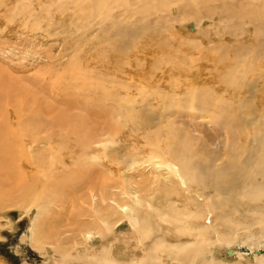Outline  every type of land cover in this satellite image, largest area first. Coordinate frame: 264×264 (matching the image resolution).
<instances>
[{
  "label": "rangeland",
  "instance_id": "obj_1",
  "mask_svg": "<svg viewBox=\"0 0 264 264\" xmlns=\"http://www.w3.org/2000/svg\"><path fill=\"white\" fill-rule=\"evenodd\" d=\"M96 2L98 0H0V71L21 82L30 96V105L32 100L37 102L38 105L33 107L43 120L51 123L56 116L80 115L98 127L110 124L113 129L115 121L123 119L124 123L127 115H131L124 110L122 116L114 117L121 100L125 101L129 93V97H137L136 110L147 113V108L143 107L146 102H142V92L145 90L150 110L155 106L154 109L161 113L165 105L163 92L169 90L175 93L174 90H177L174 94L176 101L173 97L167 100L175 103L179 100L185 102L192 93L205 90L210 93L209 99L224 95L228 100H232L233 96L237 101L245 100L246 106L242 107L241 112L253 106L252 118L258 115L259 109V115L262 114L264 0H226L224 3L214 0L206 6L198 4L197 0L169 3L157 0ZM257 9L261 14L260 19ZM226 10H233L234 15L230 11L224 12ZM221 25L226 28L219 27ZM212 26L219 32H210ZM206 30L209 33L201 36ZM226 32L230 34L226 35ZM221 33L223 36H220ZM245 47L253 55L249 54L248 62L242 63L244 58L237 61L236 53L237 49ZM235 62L242 63L243 69L245 65L248 66L243 73L245 80L242 83H232L226 79L235 70ZM220 84L222 87L217 92L215 88ZM194 102V107L188 109L185 105L181 108L183 114L176 108L169 109V121L175 119L173 122L184 125L197 138L200 137L198 144L202 143L204 137L209 140L213 138L211 146L216 147L218 140H215L211 111L208 112L206 105L199 101ZM120 110L122 112L123 108ZM229 117L232 115L229 114ZM127 129L122 127L118 132L121 134ZM48 130L51 131V128ZM99 130L102 131V127ZM107 130L102 138L108 141L107 146L111 148L112 137ZM58 139L59 135L55 137V142ZM102 142L97 141L95 148H101ZM67 146L71 149L75 145L71 140ZM129 147L133 148L132 145ZM70 149L61 151H65L67 156ZM107 151L111 152V149ZM21 152V149H13L12 155ZM69 156V161L54 167L58 182L64 172L60 173V169L74 166L73 158ZM93 156L88 158L92 159L90 163L95 164L98 170L95 180H99L95 182L108 177L107 188L103 191L100 189L101 192L96 189L100 194L95 195L92 204L88 202L90 193L84 184L80 183V189L74 186L75 192L66 189L64 196L56 190L49 197L53 205L45 210L47 217H42V208L37 203L24 204L15 192V186L21 179L35 186L38 192H45L46 187L42 184L44 172L35 175V165L26 160L24 168L21 164L13 165L12 180L0 183V196L5 197L7 203L0 208V264H94L102 257L104 260L105 251L108 250L109 258L116 256L124 260L120 264L131 259L139 260V263L144 255L141 247L153 246L157 243L155 240L158 241L152 234L139 246L133 235L134 227L130 219L137 216L138 210L140 216L147 213L156 216L157 210L149 211L148 198H157L155 200L159 204H155H162L159 207L167 205L163 212L166 215L171 210H168V205L179 212L186 210L180 196L176 195L171 198L175 202L168 203L163 200L162 190L158 189L162 181L168 183L169 169L166 165L148 161L127 164L120 157L122 163L115 159V171L111 172L99 164L103 160H95ZM104 159L107 161V158ZM104 169L106 175L102 176L101 170ZM247 183L245 179L244 184ZM102 193L108 197L104 201L101 198V202L99 197ZM136 197H141L143 206L135 204ZM118 203L125 204L126 210L118 208ZM140 206L148 211H141ZM249 208H254V205ZM243 220L245 223L254 222L251 215H248V219L241 217ZM42 222L44 225L38 237L44 250H39L31 241V233L34 226L42 225ZM84 222L88 223L87 227ZM240 225L241 228L234 231L232 243H224L222 239L215 243L210 240L209 243L213 242L208 247L211 248L210 253L200 255L192 263L178 259L169 262L166 251H163V264H264V238L257 240L248 237L244 240L247 234L260 235L259 223H254L251 228ZM172 227L175 225L172 224ZM225 228L222 227V230ZM176 230L180 231L177 227ZM88 233L92 235L87 237ZM87 244L95 247V255H92L93 252H90L91 256L85 255ZM63 254H68L67 259L62 258Z\"/></svg>",
  "mask_w": 264,
  "mask_h": 264
},
{
  "label": "bare ground",
  "instance_id": "obj_2",
  "mask_svg": "<svg viewBox=\"0 0 264 264\" xmlns=\"http://www.w3.org/2000/svg\"><path fill=\"white\" fill-rule=\"evenodd\" d=\"M103 1L106 2V0ZM157 1L169 3L175 0ZM210 1L214 0H197L198 4L204 6L207 3L209 5ZM219 1L224 3L226 0ZM229 11L234 15L233 10L224 12ZM258 17L261 18L259 10ZM219 27L226 28L222 25ZM209 31L219 32L214 26ZM209 31H203L201 36L205 35L206 32L209 33ZM225 34L229 35L230 33L226 32ZM220 36H223L222 33ZM225 52L229 53L228 51ZM249 54L252 53L247 47L241 50L237 49L236 59L241 61L244 58L242 63H247ZM242 63L235 62V70L230 73V78L226 77L227 80L232 83H242V80H245L243 73L248 69V66L245 65L243 69ZM220 87H222L221 84L216 86L215 90L218 92ZM146 91L142 92V102H146L143 107L147 108V113L136 110L137 97H129V93L125 101L121 100L119 109L114 112V117L122 116L124 110L131 115H127L128 118L124 123L123 119L115 121L113 123L114 130L110 124L99 126L102 127L101 131L96 123L89 122L88 119L80 115H74V117L56 116L51 123L46 122L42 117H39L41 114L33 107V105H38L37 102L32 100L30 105V96L27 89L21 85V82L17 78H9L0 71V183L12 180L14 177L13 165L21 164L23 167L24 160L33 166L35 165L34 168L37 170L35 175L44 172V174L42 173L44 177L42 184L46 187V191L38 192L35 186L28 185L25 179L23 181L21 179L15 186V192L24 204L37 203L42 208V217H47L45 210L50 209L49 206L53 205L49 201V197L56 190L64 196L66 189L69 192H75L74 186L78 187L84 184V187L87 186L90 193L88 202L92 204L100 189L103 191L107 188L108 177L103 180L99 177L101 180L96 183L99 180H95L98 176V170L94 167L95 164L90 163L92 159L89 158L92 154H94L93 159L103 160L99 164L111 172L115 171L113 164L120 157L127 164L148 161L153 164L166 165L169 169L167 172L169 180L168 183H162L163 181L159 183L158 189L162 190L163 200L165 199L168 203L173 201L171 198L177 197L176 195L180 196L185 202L186 210L179 212L176 211L177 208L173 209L171 205H168L170 206L168 210H171L166 215L163 212L166 210L164 208L167 205L159 207L162 204L158 206L159 203L155 200L157 198L154 196L148 198L149 211L157 210L156 216L147 213L144 215L145 217L142 215L141 217L138 210L136 212L137 216H132L133 218L130 219L134 227L133 235H135V240L139 246L140 244L143 245L147 237L150 238L153 235L156 237L154 239L158 238V241L155 240L157 243L153 246L141 247L142 252L144 251L141 262L138 263L139 260L131 259L125 264H163L162 257L164 255H161L163 251H166L165 256L168 260L170 259L169 262L178 259L179 261L192 263L200 255L210 253L211 248L208 249V247L211 246L212 241L210 243L208 241L213 240L215 243L216 240L222 239L224 243H232L234 240L233 234L236 233L234 231L241 228L240 224L245 228H251L254 223L260 225V235H254L249 231L251 234L244 235V240L248 237L257 240L264 238V110L261 111V115H259L261 109L256 110L258 115L252 118L251 115L255 110L253 106L250 105L246 107L245 111L241 112L242 107L246 106L245 100L237 101L234 96L232 100H228L224 95L213 100L208 98L210 93L205 90L192 93L185 102L180 100L175 103L168 102L167 100L171 97L174 98V94L177 93V90H174L175 93L168 90L169 92L162 93V101L165 105H163V113H161L155 110V106H153L155 109L150 110L151 105L146 100ZM195 100L206 105L208 112L211 111L212 122L216 130L215 140H218L216 147L211 146L213 138L209 140L204 137L201 140L202 143L198 144L197 141L201 139L200 137L197 138V135L184 125L173 122L175 119L169 121L171 117L169 109L176 108L177 111L183 114L181 108L185 105L188 109L194 107ZM212 100L213 103H211ZM98 107L100 109V105ZM200 107L197 106V108ZM120 108H123L122 112ZM177 111H171L170 113L176 114ZM183 111L185 110L183 109ZM229 114L232 117H229ZM122 127H128V129L120 134L118 131ZM49 128H51V131L48 130ZM106 130L111 133L110 143L113 144L111 148L107 146L108 141L102 138V134H106ZM57 135H59V139L55 142ZM71 140L75 146L70 149L67 143L71 144ZM97 141L98 143L102 142L101 148H95L94 144ZM40 144L44 145L40 147ZM130 145L133 146L132 149H129ZM64 148L70 149L67 156L64 154L65 151H61ZM13 149H21L22 152L13 156ZM108 149H111V152H108ZM69 155L73 158L74 166L61 168L59 172H64L58 182L55 179L54 167H59V164L62 165L69 161ZM104 158H107V161ZM121 163L119 160V164ZM117 167L121 169L119 166ZM119 169L118 171H120ZM101 171V175L105 176V169ZM245 179L248 181L247 184H244ZM78 189L80 188L78 187ZM96 189H99V191ZM240 194L243 195L240 201H237ZM107 197V194L102 193L99 201H101V198L104 201L103 199L106 200ZM235 200L237 202L233 203ZM135 202V204H141V197H136ZM155 202L158 204H155ZM5 204L7 205L5 197L0 196V208H3ZM253 205L254 208H249ZM124 206L125 204L118 203V208L122 211L126 210ZM141 206L143 205L141 204ZM141 206L139 208L141 211H148V209ZM161 210L163 211L161 212ZM248 215L254 218V222L247 221L245 223L244 220V222L241 221V217L246 216L248 219ZM208 221L209 223H207ZM87 224L84 222L86 227ZM172 224L175 227H172ZM43 225V222L39 226L36 224L31 233V241L39 250H44L43 243L39 241L38 237ZM176 227L182 233L177 232ZM222 227H226L225 230H222ZM174 228L176 231H174ZM226 230L228 231L226 232ZM91 235V233H88L87 237ZM84 251L86 256H91L90 252H93L92 255H95L94 252L96 253L92 244H87ZM109 255L110 251H105L104 260L102 257L94 264H103V262H106V264H120V262H124L121 257L112 256L109 258ZM67 257L68 254L62 255L64 259H67ZM116 260H119V262ZM88 263L92 264L93 262Z\"/></svg>",
  "mask_w": 264,
  "mask_h": 264
}]
</instances>
